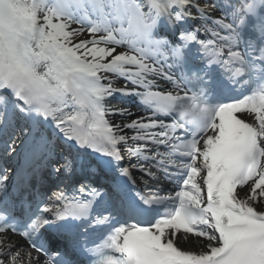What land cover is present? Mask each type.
<instances>
[{
    "label": "snow or ice",
    "instance_id": "obj_1",
    "mask_svg": "<svg viewBox=\"0 0 264 264\" xmlns=\"http://www.w3.org/2000/svg\"><path fill=\"white\" fill-rule=\"evenodd\" d=\"M0 161V264H264V0H0ZM47 169L72 193L9 192Z\"/></svg>",
    "mask_w": 264,
    "mask_h": 264
}]
</instances>
